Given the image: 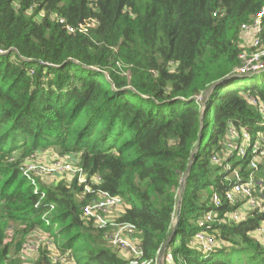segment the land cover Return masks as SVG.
<instances>
[{
    "label": "trees",
    "instance_id": "16d2710c",
    "mask_svg": "<svg viewBox=\"0 0 264 264\" xmlns=\"http://www.w3.org/2000/svg\"><path fill=\"white\" fill-rule=\"evenodd\" d=\"M255 22L259 45L244 49ZM263 46L264 0H0V264H61L46 248L23 256L37 232L75 264H128L107 246L110 226L83 216L100 193L122 200L115 224L135 228L139 264L162 251L166 264H264V213L225 199L233 170L256 183L260 162L224 170L229 129L264 144V70L200 100L264 65L247 63ZM43 150L77 156L86 182L25 174Z\"/></svg>",
    "mask_w": 264,
    "mask_h": 264
},
{
    "label": "built area",
    "instance_id": "2783aa9c",
    "mask_svg": "<svg viewBox=\"0 0 264 264\" xmlns=\"http://www.w3.org/2000/svg\"><path fill=\"white\" fill-rule=\"evenodd\" d=\"M62 22V21H61ZM241 33H252L253 35V42L251 47H257L259 45L258 38L256 37V33L260 31V28L258 26V22H255L252 26H243L241 28ZM264 55V46L259 54H256L253 56V58L248 59L247 63H251L254 60H257L260 56ZM242 59H246L245 56L241 57ZM261 64H257L254 66H248L247 68L251 67H259ZM245 68L241 72L244 73ZM251 141L249 146L245 145V142ZM260 142L254 143L252 141V138L246 131L238 132L236 129L231 128L228 131V140L226 142L225 148L227 150V158H229L231 161L236 160V163H240L242 160H244L246 157L251 156L252 159L249 162V168L253 171L257 170V163L256 158L259 156L264 157V147H263V140H260ZM212 161L215 164H219L221 161L218 160L216 157L212 158ZM232 167L229 165L224 166L225 171L231 170ZM25 174H34L41 173V170H37L34 166H31L29 168H24ZM82 169L75 170L70 164L65 163H55L53 165V168L50 170L51 174H77L78 180H80V177L82 175ZM254 173H250L248 177L245 179L240 172L237 170H233V181L229 183L228 190L225 193V199L231 203L235 204L238 202V199H243L245 201L244 204H246V207L251 211H257L258 213H264V203H260L256 200V198L253 195V192L255 190V182L253 180ZM96 181L97 178H94ZM88 191V188H86ZM213 206L218 207L220 205V200L216 194H213L212 200H211ZM122 205V200L117 197H112L106 193H100L96 200L92 201L91 204L87 205L83 210V216L86 220L92 221L94 226L96 228L102 229L106 228L109 225L113 226L115 230H113L114 234L110 235V232L108 234L109 238L114 240L116 245L121 249L122 252H132L136 258H139L142 256L141 248L136 240V230L131 225H125V224H111L110 219L112 217V212ZM231 218L233 221L238 222L241 218V212L236 211L233 214H231ZM212 215L208 214L205 218V221H201L199 223L200 226H203L206 223L211 222ZM257 235L261 238L263 244H264V222L261 224V226L257 230ZM195 240L200 243V246L202 247L204 252H210L211 248L216 244L213 237L206 235L204 232H199L195 235ZM36 247H30L29 252L35 253L37 251ZM55 263L57 261H54Z\"/></svg>",
    "mask_w": 264,
    "mask_h": 264
},
{
    "label": "rangeland",
    "instance_id": "374dc122",
    "mask_svg": "<svg viewBox=\"0 0 264 264\" xmlns=\"http://www.w3.org/2000/svg\"><path fill=\"white\" fill-rule=\"evenodd\" d=\"M251 34L252 33H242L241 34V47L242 48L248 49L249 47H251L252 42H253V35H251ZM254 69H255V67L247 68L245 70L243 76H248V74L250 75L252 72H256V70L253 71ZM256 75H254L253 77H255ZM253 77H250V78H253ZM240 80H242V79H240ZM208 94L210 95V92ZM208 94L200 99L202 103L207 101ZM259 137L261 139H264V133H261ZM250 143H251V141L249 140V141L245 142V145L249 146ZM263 147H264V144H263ZM261 157L262 156H259L258 158H256L257 166H258V161H259L260 165H261V169L256 171V174H255L257 178H256V183H255L256 186H255V190L253 192V195L257 201H259L260 203H264V160L261 159ZM235 162H236V160L230 161L228 163V165L230 167H232L235 164ZM55 163L70 164L75 170L80 169V167L78 166V157L77 156H63L62 157L56 151H53V150L37 151V152H35L34 155H32L30 158H28L26 161H24L23 165H24V168H26V167L29 168L31 166H34L35 168H37V170H41L42 172L37 173L36 177L39 179V181L42 184H44L46 186H52L61 180H67V181L71 182L74 179H76L78 184H83L84 182H86V176H85L84 172H82L80 180H78V176H77L78 173L72 174V175L51 174L50 170L53 168V165ZM92 182L95 183L96 180L94 179V180H92ZM122 210H123V206H119L115 210V212L114 211L112 212L111 215L113 218L110 219L111 224H115L116 217L119 213L122 212ZM241 215L243 217V216H246L247 214H246V212H243ZM113 230H115V228L113 226H110L108 229V232H110V235L114 234ZM106 238H107V246L109 245L110 247H112L111 249L113 251H116V253L118 254L119 257H121L125 261H127L128 264H139V262H140L139 258H136V256H134L132 252H129V251L128 252H126V251L122 252L121 249L118 247V245H116V243L114 242L113 238L111 240L109 238L108 234H107ZM195 243L200 245V243L196 240H195ZM36 246L38 248H37V251L35 253L29 252L30 247H36ZM40 247L46 248L48 251H50V253H52L53 263H55L54 261H57L61 264H75L66 255L61 256V253H59V252L57 253L55 250L56 245L53 242V239L47 235H44L43 232H37V233L33 234L30 238H28V240L24 243L22 254H24L23 256H25V258L28 260L35 259L36 255L39 253ZM165 258L166 257L164 255V252L162 251L161 254L159 255V258H158V264H166ZM167 258L169 259V257H167ZM140 264H145V263L141 262Z\"/></svg>",
    "mask_w": 264,
    "mask_h": 264
},
{
    "label": "water",
    "instance_id": "95a60500",
    "mask_svg": "<svg viewBox=\"0 0 264 264\" xmlns=\"http://www.w3.org/2000/svg\"><path fill=\"white\" fill-rule=\"evenodd\" d=\"M255 70H256V72H252L250 75L248 74V76L238 75V76L226 77L223 80H220L219 82L214 84L209 92L211 93L214 89L225 85L227 82H230L231 80H237V79H244V78L253 77L254 75H256V74H258V73H260L261 71L264 70V65L256 67L253 71H255ZM208 96H209V94H208ZM193 159H194V157H193ZM190 169L191 168H188V171H187L186 175H188L190 173ZM184 184H185V180L182 181L181 193H182V190L184 188ZM180 197H181V195H180ZM179 205H180V202H179ZM178 216H179V211H178ZM173 235H175V232L173 233ZM167 245H168V243L164 246V248H163L164 250L166 249Z\"/></svg>",
    "mask_w": 264,
    "mask_h": 264
},
{
    "label": "crops",
    "instance_id": "0c3cea01",
    "mask_svg": "<svg viewBox=\"0 0 264 264\" xmlns=\"http://www.w3.org/2000/svg\"><path fill=\"white\" fill-rule=\"evenodd\" d=\"M244 211H242V213H243Z\"/></svg>",
    "mask_w": 264,
    "mask_h": 264
}]
</instances>
